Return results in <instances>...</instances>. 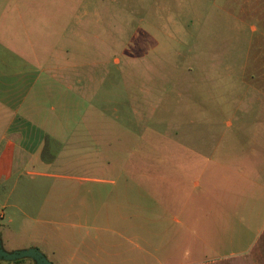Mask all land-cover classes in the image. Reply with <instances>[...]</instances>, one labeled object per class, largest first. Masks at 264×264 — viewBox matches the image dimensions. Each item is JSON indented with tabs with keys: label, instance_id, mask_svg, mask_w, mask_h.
I'll list each match as a JSON object with an SVG mask.
<instances>
[{
	"label": "crops",
	"instance_id": "obj_1",
	"mask_svg": "<svg viewBox=\"0 0 264 264\" xmlns=\"http://www.w3.org/2000/svg\"><path fill=\"white\" fill-rule=\"evenodd\" d=\"M60 5L0 0L3 248L36 247L52 264H264V62L253 65L264 59L262 12L248 15L260 35L238 52L244 59L239 65L222 39L221 52L230 59L222 69L223 113H213L209 75L194 81L192 129L179 132L176 124L174 145L160 147L158 161L144 155L146 161L136 164L135 148L119 145L129 129L116 116L106 117L110 124L103 127V114L88 110L81 60L52 46L56 34H65L55 13ZM241 8L238 31L247 17ZM202 35L197 39L211 41ZM110 153L114 159L103 157ZM76 166L116 176L63 172ZM22 173L34 183L32 195L42 197L37 207L33 197L31 209L8 201L19 180L6 183ZM8 207L23 217L17 238L9 234ZM27 261L33 264H18ZM5 263L16 264L0 261Z\"/></svg>",
	"mask_w": 264,
	"mask_h": 264
},
{
	"label": "rangeland",
	"instance_id": "obj_2",
	"mask_svg": "<svg viewBox=\"0 0 264 264\" xmlns=\"http://www.w3.org/2000/svg\"><path fill=\"white\" fill-rule=\"evenodd\" d=\"M56 2L61 4V8L56 9L55 13L56 17L62 18L65 34L63 38L56 34L52 46L58 52L67 49L72 60L76 55V60H81L82 81L86 85L87 94H90L85 99L88 110L93 112L96 109L97 113L103 114V127L110 124L106 117L116 116L119 126L129 129V136L123 137V142L119 145L128 146L129 150L135 148L133 155L136 164L146 161L143 159L144 155L158 161L159 148L167 144L174 145L176 124L179 132L189 133L192 129L191 118L194 111L191 89L194 81L206 80L209 75L215 95L213 113H223L225 107L221 96L226 76L222 69L225 62L230 60L224 59L226 56L221 52L224 49L223 40L226 38L230 56L239 65L244 59L241 55L239 57L238 52L244 53L260 35L259 23L248 15L251 12H262L264 18V0ZM240 4L243 9L241 12L247 13L248 18H245L242 30L238 31L237 23H234L239 17ZM255 4L257 7L260 5L261 10H251L256 7ZM250 26H254L255 31H251ZM198 35L207 40L210 37L211 41L198 40ZM229 35L232 37L227 38ZM262 45L264 49V42ZM197 49L200 53L201 49H208L212 54L207 58L206 52L198 55ZM260 61L262 63L264 59L256 60L253 65ZM204 111L206 113L207 109L204 108ZM125 156L127 155L118 154V159ZM103 157H109L110 160L115 155L103 154ZM63 172L69 176H116L113 171H94L89 166L67 168ZM15 179L19 183L12 188L8 201H17L31 209L33 197V204L37 207L42 197L32 195L33 182L28 175H13L5 188ZM36 179L43 178L36 176ZM87 186L94 188V183H88ZM2 201L0 193V205ZM5 212L12 218V223L8 226L9 234L17 238L23 225V217L11 207L5 209ZM1 228L3 227L0 226ZM27 263L30 264L28 261Z\"/></svg>",
	"mask_w": 264,
	"mask_h": 264
},
{
	"label": "water",
	"instance_id": "obj_3",
	"mask_svg": "<svg viewBox=\"0 0 264 264\" xmlns=\"http://www.w3.org/2000/svg\"><path fill=\"white\" fill-rule=\"evenodd\" d=\"M22 258L30 259L34 264H52L47 257L36 247L24 249L6 250L0 240V260L14 261Z\"/></svg>",
	"mask_w": 264,
	"mask_h": 264
},
{
	"label": "trees",
	"instance_id": "obj_4",
	"mask_svg": "<svg viewBox=\"0 0 264 264\" xmlns=\"http://www.w3.org/2000/svg\"><path fill=\"white\" fill-rule=\"evenodd\" d=\"M26 259H28V258H22V259L14 260V261H11V262L18 264V263H20V262H22V261H24ZM28 260H30V259H28ZM0 261H2V260H0Z\"/></svg>",
	"mask_w": 264,
	"mask_h": 264
}]
</instances>
